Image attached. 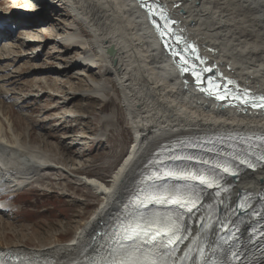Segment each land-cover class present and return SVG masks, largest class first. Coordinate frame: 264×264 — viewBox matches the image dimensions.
I'll return each mask as SVG.
<instances>
[{"label": "bare ground", "instance_id": "6f19581e", "mask_svg": "<svg viewBox=\"0 0 264 264\" xmlns=\"http://www.w3.org/2000/svg\"><path fill=\"white\" fill-rule=\"evenodd\" d=\"M159 1L155 5L163 9L168 17L174 18L175 29L185 39L195 43L197 51L205 56L204 63L211 60L220 73L231 76L238 85L264 94V0ZM37 3L38 6L29 0L0 1V41L8 39L6 35L11 32L35 34L27 40L17 39L14 44H8V48L3 46L0 62L12 59L10 56H15L16 49L22 53L19 50L23 47L42 43L43 32L40 27H44L43 24L47 22V11H64L65 14L58 13L57 20H52L59 29L46 40L51 41L53 38L55 45L62 47V53L65 47L67 50L84 51L73 66L88 69L100 64L103 67L101 79L98 82L89 79L88 89L79 95L106 101L107 92L113 91V82L120 93L126 121L133 132V140L126 155L106 183L84 176L73 177L93 190L102 201L69 242L32 249L20 245L13 249L17 253L42 260L48 258L70 263L79 259L94 230L126 201L127 190L130 188L133 191L135 188L133 178L141 174L139 172L146 162L152 160L154 153L164 145L178 139H193L205 133H264V114L221 106L193 87L188 76L184 75L186 82L179 80L169 58L153 37L136 0H44ZM28 8L29 11L26 10ZM18 10L28 12L29 16L20 15ZM33 10L38 12L30 14ZM68 18H71L70 22H67ZM65 22L68 23L67 27ZM79 25L89 34V40L83 38ZM62 53L55 57L66 60L68 52ZM38 56L32 57L37 59ZM80 69L72 74L85 77L84 71ZM62 70L66 71L65 68ZM4 77L9 79L10 75ZM108 77H112L111 82ZM6 92L14 94L13 89H6ZM3 94L0 92V95ZM31 97L37 98L38 94ZM16 99H21V104L29 101V97L24 96ZM3 116L0 111V189H3L0 196L26 190L32 185L38 186L48 173L71 175L68 168L51 161L39 148L22 145L21 135ZM4 120L7 121L5 130L1 125ZM7 136L10 140H7ZM219 193L208 199L198 215L210 214L215 217V225L210 231L224 232L221 225H225L227 232L236 238L235 245L242 247L246 253L245 264H264V256L261 255L264 252L263 243L256 244L253 255L247 253L249 234L258 225L264 224V162L251 170L233 175ZM239 197H246L242 203L247 201L246 208H252L241 210L240 203L237 214L241 220L227 226L228 209ZM10 209L12 204L0 201V212ZM192 233L191 230L185 234L187 241L191 239ZM212 234L209 232L203 244L209 258L215 252L213 247L210 251L208 249V245H212ZM231 248L235 250L233 245ZM226 258L231 260L228 253L222 252L221 257H213V260L224 261Z\"/></svg>", "mask_w": 264, "mask_h": 264}, {"label": "rangeland", "instance_id": "374dc122", "mask_svg": "<svg viewBox=\"0 0 264 264\" xmlns=\"http://www.w3.org/2000/svg\"><path fill=\"white\" fill-rule=\"evenodd\" d=\"M34 5L38 6V3ZM35 12L38 10L30 11V14ZM58 13L65 14L56 10L44 13L47 22L40 27L42 43L27 45L19 50L22 53L16 49V57L10 56L12 59L0 62V87L5 83L0 88L4 93L0 95V111L13 124L15 132L21 135L22 145L39 148L51 161L68 168L71 175L48 173L38 186L0 196V201L12 204V209L0 212V251H13L14 246L20 245L32 249L69 242L102 201L93 190L73 177L84 176L106 183L133 140L120 93L113 82V91L107 92L106 101L79 95L88 89L89 79L95 82L101 79L103 67L100 64L88 69L73 66L84 52L78 49L67 50L65 47L68 52L66 60L55 57L62 53V47L55 45L53 38L51 41L46 38L59 29L52 21L58 18ZM67 22L64 23L66 27ZM82 31L83 38L89 40V34ZM57 33L62 36L60 31ZM33 35V32L8 33L6 36L9 38L0 41V50L3 46L8 48V44H14L17 39L23 41L33 38ZM2 54L3 49L0 51ZM34 55L39 56L33 59ZM64 68L66 71L62 70ZM79 69L84 71L85 77L72 74ZM8 74L9 79L4 77ZM107 79L112 81V77ZM6 89H13L14 94L6 92ZM36 94L37 98L31 97ZM22 96L29 97L27 104L16 99ZM21 106L26 108L20 109ZM19 114L23 116L19 117ZM6 124V120L1 122L4 130ZM7 140H10L9 136Z\"/></svg>", "mask_w": 264, "mask_h": 264}, {"label": "snow or ice", "instance_id": "6c2138e0", "mask_svg": "<svg viewBox=\"0 0 264 264\" xmlns=\"http://www.w3.org/2000/svg\"><path fill=\"white\" fill-rule=\"evenodd\" d=\"M150 16H153L152 7L148 8ZM163 24L157 21L156 26L163 38L165 32L174 37L172 44L175 50L174 57H179L181 68L184 73H190L195 82L200 85L206 82L208 91L215 89L216 98L223 100L230 93L231 81L225 84H217L214 80L203 77L202 73L213 71L212 68H199L194 60L202 59L197 54V48L187 41L171 27L176 22L171 20L164 12L160 13ZM172 44H166L172 47ZM191 53L193 59H189L186 53ZM218 79L222 76L218 74ZM223 93V94H220ZM240 104L251 105L253 108H264V96H253L245 91L243 94L236 93L231 97ZM235 140V137H229ZM258 141V143H252ZM223 142V139L221 140ZM214 144L213 140H206L200 145L186 144L180 141L178 145L163 148L155 154V158L145 164V172L133 178L135 188L127 200L123 202L121 213L110 229V235L105 246L101 249L105 253L103 257L97 253L90 257L88 264H184L192 259L195 264H245L246 253L242 247L234 243L235 237L227 232L225 225H221L225 235L221 237L224 244H232L228 250L227 258L224 261H216L209 258L208 251L203 246V241L195 249L188 246L182 255H177L179 245L187 240L185 235L187 229L184 227V213H191L198 206H201L203 189H221L219 180L221 173L235 175L233 162L247 164L252 167L249 157H255L264 161V135L240 137V144H247L246 148L225 156L224 153H217L220 159L212 161L184 155L181 148L197 147L203 144ZM229 148L232 145H228ZM212 152L213 148L204 149ZM259 153V154H258ZM195 162L197 167H189L188 163ZM197 185L200 187L198 188ZM3 189H0L2 192ZM219 191L217 195H219ZM247 201L239 205L241 210H246ZM214 245H208L209 251ZM197 251L199 259L190 257L189 253ZM215 255V252L212 253ZM264 256V252L261 253ZM0 264H34L30 258L22 254L8 251H0ZM250 264V262H249Z\"/></svg>", "mask_w": 264, "mask_h": 264}, {"label": "water", "instance_id": "95a60500", "mask_svg": "<svg viewBox=\"0 0 264 264\" xmlns=\"http://www.w3.org/2000/svg\"><path fill=\"white\" fill-rule=\"evenodd\" d=\"M138 2H141V3H143L144 4V6H145V8L148 10V8L149 7H152L153 8V6H156L155 5V2H157L158 4H159V0H137ZM157 7V6H156ZM158 8V7H157ZM159 9V8H158ZM161 9V8H160ZM162 10V12H164L165 13V11L163 10V9H161ZM171 20H173V21H175L174 20V18H171ZM145 165H144V167H143V169L139 172V174L140 173H144L145 172ZM130 191H131V189L129 188L128 190H127V194H129L130 193ZM125 202V201H124ZM122 206H123V204L121 205V206H119V209H118V211L120 212L121 211V209H122ZM117 211V212H118ZM116 212V213H117ZM115 213V214H116ZM115 214H113V215H115ZM113 215H111V217L110 218H108V220L107 221H105L104 223H102L99 227H97L95 230H94V232H93V234L90 236V238H89V242H88V244H87V246L84 248V250L86 249V250H92L91 252H90V254H92L93 253V250L95 249V245L97 244V243H101L102 241H104L105 239H106V236H107V233L110 231V229H111V227H112V225H113V223L116 221V219L114 218V216ZM84 250L81 252V255H82V253L84 252ZM45 262H47L48 264H67L66 262H63V261H52L51 259H48V258H45V260H44ZM74 262V261H73ZM73 262H71V263H73Z\"/></svg>", "mask_w": 264, "mask_h": 264}]
</instances>
